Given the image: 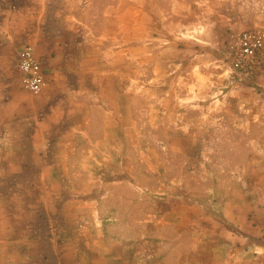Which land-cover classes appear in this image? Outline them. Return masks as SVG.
Instances as JSON below:
<instances>
[{"label": "crops", "instance_id": "crops-1", "mask_svg": "<svg viewBox=\"0 0 264 264\" xmlns=\"http://www.w3.org/2000/svg\"><path fill=\"white\" fill-rule=\"evenodd\" d=\"M249 30H264V0H0L1 145L16 134L54 144L64 155L55 166L74 168L73 182L86 175L85 218L103 172L122 182L140 166L155 177L208 166L207 180L167 177L157 191L165 209L148 214L179 233L175 264H264V56L250 76L226 61L234 37ZM28 45L46 73L39 94L24 88L18 69ZM220 166L235 167L233 178H214ZM94 213L103 245L92 249L93 264L169 262L108 244ZM18 238L0 233V264L30 261Z\"/></svg>", "mask_w": 264, "mask_h": 264}, {"label": "rangeland", "instance_id": "rangeland-1", "mask_svg": "<svg viewBox=\"0 0 264 264\" xmlns=\"http://www.w3.org/2000/svg\"><path fill=\"white\" fill-rule=\"evenodd\" d=\"M41 139L39 135L25 137L16 134L8 148L2 146L0 140V181L5 175L10 178L7 182H0V233L7 234L9 243L15 241L16 236L20 237L17 251L29 257L27 264H43L40 257H62L67 253L80 257L79 264L97 261L92 249L103 245V239L99 240L102 235L98 227L100 222L95 213L92 215V209L97 207L104 220L103 233L108 244L129 243L140 253H152L157 259L167 258V264H175L179 254L176 248L179 233L173 227H157L154 218L151 220L148 214H160L165 209L157 191L167 177L182 175L192 180L193 176H199L207 180L208 166L201 165L195 170L188 165L171 167L167 177L149 176L145 167L140 166L122 182L103 172L95 188L98 205L95 199H87L89 216L85 218V207L80 202L85 195L80 189L85 184L86 175L79 173V179L73 182L74 168L68 167L67 162L64 166L54 165L59 155L64 158L63 152L59 154L53 149L54 144L39 142ZM221 143L218 141L217 145L222 146ZM234 168L220 166L212 175L216 179L221 175L233 178ZM128 170L130 168L125 165V171ZM182 239L186 246L192 242L190 233ZM96 256L99 260L98 253Z\"/></svg>", "mask_w": 264, "mask_h": 264}, {"label": "built area", "instance_id": "built-area-1", "mask_svg": "<svg viewBox=\"0 0 264 264\" xmlns=\"http://www.w3.org/2000/svg\"><path fill=\"white\" fill-rule=\"evenodd\" d=\"M226 61L237 75H253L264 56V30L239 32L228 48ZM18 69L22 84L32 94H39L46 85L45 69L30 45L18 52Z\"/></svg>", "mask_w": 264, "mask_h": 264}]
</instances>
